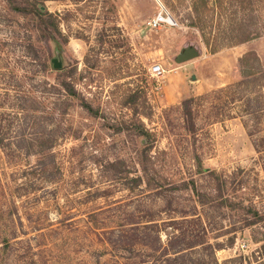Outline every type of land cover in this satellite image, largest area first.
Segmentation results:
<instances>
[{"label": "rangeland", "instance_id": "rangeland-1", "mask_svg": "<svg viewBox=\"0 0 264 264\" xmlns=\"http://www.w3.org/2000/svg\"><path fill=\"white\" fill-rule=\"evenodd\" d=\"M17 1L0 0V264H97L96 255H103L99 264H113L94 250L103 234L90 225L132 221L127 213L141 209L158 220L204 209L207 225L215 220L223 230L211 240L235 233L216 251L220 264L238 255L242 264H264V218L242 226L235 209L205 207L185 190L166 189L190 177L213 189L212 168L264 217V110L245 108L234 91L211 92L239 79L237 59L247 50L264 66V0H37L54 13L64 63L58 72H43L32 57L45 49L50 58L53 42L14 8ZM160 12L165 20L153 24ZM250 32L259 35L238 42ZM189 44L199 54L175 61ZM30 88L41 100L27 98L38 107L33 119L10 104ZM197 94H204L195 105L197 128L188 133L180 103ZM32 129L51 137L55 166L43 175L28 172L37 158L26 153L21 134ZM138 130L157 173L167 178L161 192L118 177L138 167Z\"/></svg>", "mask_w": 264, "mask_h": 264}, {"label": "trees", "instance_id": "trees-1", "mask_svg": "<svg viewBox=\"0 0 264 264\" xmlns=\"http://www.w3.org/2000/svg\"><path fill=\"white\" fill-rule=\"evenodd\" d=\"M38 3L37 0H18L14 8L20 14L28 15L33 20H36L41 34L55 37L52 33L55 28L54 13L47 11V9L41 12L37 6ZM257 35L259 34L250 32L243 38L238 39V42L249 40ZM32 57L37 60L43 72L61 71L60 69H50V62L45 49L34 52ZM237 65L239 68V79L235 82L221 85L211 90V92L234 91L245 108L252 107L256 111L264 110V66L258 54L254 50L243 52L237 59ZM63 85L69 90L70 94L74 93V89L68 81L63 79ZM32 92V88H30V91L22 90L23 99H18L17 97L10 103L11 106L19 108L24 115H31V119H33L34 115H37L38 107L28 106L26 104L27 98L32 97L33 102H41L35 95H31ZM203 95H191L181 100L184 128L188 133L196 131L195 105ZM252 101H256L257 104L253 106ZM218 103L220 101H216L213 105L216 106ZM29 110H32V113H29ZM35 122V120L32 121L31 125H33V128L36 127ZM144 134L143 130H138L135 133V136L138 137V144L134 148L138 167L133 171L132 175H130L131 171L128 169L125 172L120 170L118 177L124 182H131V186L144 183L148 189H153L158 193L162 191L160 189L166 186L168 181L165 176L157 173L158 171L155 169L151 155L148 152V144L140 142ZM21 137L27 141L26 153L34 154L37 158V168H29L28 172L38 171L39 175H43L48 172L50 163V169L55 166L51 137L49 138L44 130L32 129L28 136L26 132H23ZM2 140L3 136L0 135V142ZM253 145L257 151H261L264 148L260 149L256 142ZM194 155L198 171H204L205 167L202 165L196 151ZM46 158L50 159L46 161ZM207 169V172L215 181L213 189L212 187L201 188L193 177L172 181L169 185L170 187L166 189H170L172 192L185 190V193L189 196L188 198L205 207H223L228 211L235 209L240 214L242 226L250 227L264 218L262 213L249 203L248 199L237 198V195L232 193L234 191L229 190L228 178L222 172L212 168ZM43 178L44 180L54 181L53 177L45 176ZM29 182L37 184V181H32V179ZM168 201L171 204L172 200L169 199ZM194 210H191V212L183 210L177 217L168 215L160 218V220L154 217L151 210L141 209L138 216H135V211L131 210L127 214H130V218H136L135 220L104 226H96V223H92L90 225L92 231L99 234L97 228H100L103 234L102 238L99 239V246L101 247H97L94 250L98 254H106V258H110L113 264H220L216 251L225 247V245L232 244L235 239V233H229L223 240H211L210 236L215 238L222 234L223 230L216 226L215 220H209L207 225L205 218L208 220V217L202 213L204 209H202V212L201 210ZM91 217L93 220L97 218L95 213L91 214ZM137 217L140 219H137ZM225 231L230 230L225 229ZM262 247L264 248V243H262ZM100 256L103 255H96L97 264L100 263L98 260ZM233 262L242 264V256L229 257L225 259L224 264H233Z\"/></svg>", "mask_w": 264, "mask_h": 264}, {"label": "water", "instance_id": "water-1", "mask_svg": "<svg viewBox=\"0 0 264 264\" xmlns=\"http://www.w3.org/2000/svg\"><path fill=\"white\" fill-rule=\"evenodd\" d=\"M37 6L41 12L46 10L45 5L42 3H38ZM51 40L53 42V55L49 58L50 66L52 69H60L64 65L61 54V44L56 37H51ZM198 54L199 49L197 46L194 44H189L180 48V50L174 56V59L177 62H182L191 59ZM141 142L143 141L141 140Z\"/></svg>", "mask_w": 264, "mask_h": 264}, {"label": "built area", "instance_id": "built-area-1", "mask_svg": "<svg viewBox=\"0 0 264 264\" xmlns=\"http://www.w3.org/2000/svg\"><path fill=\"white\" fill-rule=\"evenodd\" d=\"M165 20V17L163 16V14L160 12L157 17L154 18L153 20V24H157V23H160L161 21ZM152 71L153 72H160V65L159 64H154L152 66Z\"/></svg>", "mask_w": 264, "mask_h": 264}]
</instances>
